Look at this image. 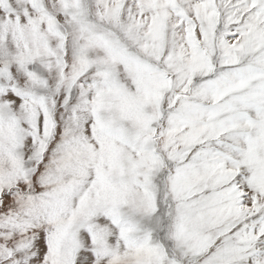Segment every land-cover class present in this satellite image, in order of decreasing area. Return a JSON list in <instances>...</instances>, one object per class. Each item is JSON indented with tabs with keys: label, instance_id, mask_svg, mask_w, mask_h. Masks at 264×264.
I'll return each mask as SVG.
<instances>
[{
	"label": "snow or ice",
	"instance_id": "6c2138e0",
	"mask_svg": "<svg viewBox=\"0 0 264 264\" xmlns=\"http://www.w3.org/2000/svg\"><path fill=\"white\" fill-rule=\"evenodd\" d=\"M0 264H264V0H0Z\"/></svg>",
	"mask_w": 264,
	"mask_h": 264
}]
</instances>
